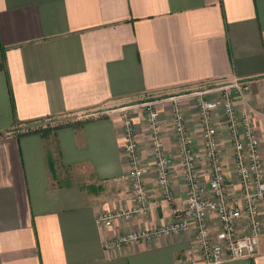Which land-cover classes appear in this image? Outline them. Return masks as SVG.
<instances>
[{"label":"crops","instance_id":"1","mask_svg":"<svg viewBox=\"0 0 264 264\" xmlns=\"http://www.w3.org/2000/svg\"><path fill=\"white\" fill-rule=\"evenodd\" d=\"M2 61L0 264H182L195 246L192 234L113 251L105 241L169 224L183 206L187 186L172 128L176 104L196 139L203 179H210L190 101L203 86L249 85L245 97L237 96V109L256 123L264 159V0H0ZM148 105L161 113L175 198L164 200L151 172V214L103 228L100 213L135 205L124 154L127 116L153 167ZM65 116L74 119L21 133ZM215 123L228 183L239 195L222 111ZM222 264H264V233L255 257Z\"/></svg>","mask_w":264,"mask_h":264},{"label":"built area","instance_id":"2","mask_svg":"<svg viewBox=\"0 0 264 264\" xmlns=\"http://www.w3.org/2000/svg\"><path fill=\"white\" fill-rule=\"evenodd\" d=\"M249 85L235 82L216 84L197 93L195 105L202 129L204 157L212 170L204 181L199 152L184 109L172 108V128L176 135V152L187 186L183 206L173 210L171 223L153 229H133L105 241V249L120 250L142 241L162 237L194 235L195 246L182 264H222L227 260L250 259L260 248L264 224V159L256 123L249 113L237 109V96L245 97ZM211 97V98H210ZM222 111L234 148L235 170L241 187L239 195L230 189L222 155L220 130L215 116ZM148 123L153 138V167L147 165L137 140L135 122L129 116L124 124V154L129 166L128 182L135 205L130 209L102 212L97 221L103 228H112L117 221L129 224L137 217L152 212L147 179L156 175L165 201L175 198L173 176L175 166L160 136L161 113L147 106ZM24 131V130H23ZM27 131V130H26ZM239 223H244L242 228Z\"/></svg>","mask_w":264,"mask_h":264},{"label":"rangeland","instance_id":"3","mask_svg":"<svg viewBox=\"0 0 264 264\" xmlns=\"http://www.w3.org/2000/svg\"><path fill=\"white\" fill-rule=\"evenodd\" d=\"M216 84H209L207 86H203L202 88H200L198 90L199 93L203 92V91H206L207 88H210V87H215ZM196 92V93H198ZM211 98V97H210ZM190 101L192 102V105L193 106H196L195 103V99H190ZM196 110V109H195ZM71 119H74L73 117L71 116H65V117H61V118H58V119H54V120H51V121H43V122H37L35 123L34 125H32V128H36L38 130H40V132H44L47 128H50V127H55L57 125H63L65 124L66 122L68 121H71ZM30 128V127H29ZM29 128H24L22 129V131H26L28 130ZM31 129V128H30Z\"/></svg>","mask_w":264,"mask_h":264},{"label":"trees","instance_id":"4","mask_svg":"<svg viewBox=\"0 0 264 264\" xmlns=\"http://www.w3.org/2000/svg\"><path fill=\"white\" fill-rule=\"evenodd\" d=\"M0 68L2 69H4V62L2 61V63H1V65H0ZM61 125H57V126H55V127H50V128H47L46 130H49V129H52V128H58V127H60ZM31 128V129H30ZM27 131H21V133H23V134H28V133H34V132H40V130H38V129H36V128H32V127H30ZM45 130V131H46ZM49 165H50V167H51V170L53 171V172H55V162H54V160L52 159V157H50L49 158Z\"/></svg>","mask_w":264,"mask_h":264}]
</instances>
